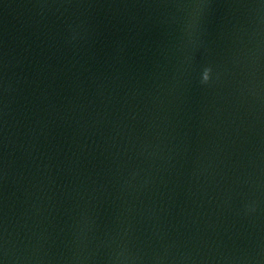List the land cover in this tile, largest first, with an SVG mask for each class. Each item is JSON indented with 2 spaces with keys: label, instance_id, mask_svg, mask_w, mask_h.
Wrapping results in <instances>:
<instances>
[{
  "label": "water",
  "instance_id": "obj_1",
  "mask_svg": "<svg viewBox=\"0 0 264 264\" xmlns=\"http://www.w3.org/2000/svg\"><path fill=\"white\" fill-rule=\"evenodd\" d=\"M144 264H264V0H133Z\"/></svg>",
  "mask_w": 264,
  "mask_h": 264
}]
</instances>
